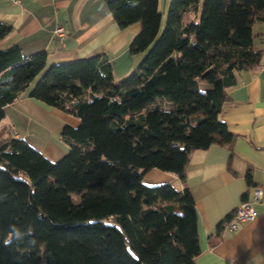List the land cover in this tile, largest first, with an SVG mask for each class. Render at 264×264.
I'll return each instance as SVG.
<instances>
[{
	"label": "trees",
	"instance_id": "16d2710c",
	"mask_svg": "<svg viewBox=\"0 0 264 264\" xmlns=\"http://www.w3.org/2000/svg\"><path fill=\"white\" fill-rule=\"evenodd\" d=\"M158 2L105 0L119 28L140 23L129 45L140 62L119 81L103 53L47 64L45 51L0 46V122L36 76L28 97L79 119L56 161L0 129V264H195L186 166L193 150L233 140L219 114L236 73L261 58L252 27L264 0H170L161 33ZM11 29L0 21V41ZM153 168L182 187L145 184ZM10 224L33 237L5 246Z\"/></svg>",
	"mask_w": 264,
	"mask_h": 264
},
{
	"label": "crops",
	"instance_id": "0c3cea01",
	"mask_svg": "<svg viewBox=\"0 0 264 264\" xmlns=\"http://www.w3.org/2000/svg\"><path fill=\"white\" fill-rule=\"evenodd\" d=\"M169 1L158 2L162 24ZM0 21L12 26L1 47L17 44L24 56L45 51L47 64L103 53L111 62L115 81L128 75L142 56L129 50L140 23L119 28L105 0H0ZM58 24L64 29L61 39L54 35ZM252 30L261 58L253 69L236 73V83L226 89L219 114L233 140L229 147L211 144L193 150L186 166L185 183L194 199L200 248L195 264H264V22H255ZM33 84L4 107L0 129L6 127L56 161L68 151L61 138L63 127L77 126L79 119L28 97ZM248 168L251 186L244 177ZM143 181L182 187L175 174L156 168L145 172ZM255 188L262 190V198L253 203L255 218L230 228L236 206L251 200Z\"/></svg>",
	"mask_w": 264,
	"mask_h": 264
},
{
	"label": "built area",
	"instance_id": "2783aa9c",
	"mask_svg": "<svg viewBox=\"0 0 264 264\" xmlns=\"http://www.w3.org/2000/svg\"><path fill=\"white\" fill-rule=\"evenodd\" d=\"M55 37L61 39L64 36V29L62 25L58 24L54 29ZM262 198V190L255 188L253 190V196L251 200H245L240 202L233 214V220L229 223L230 228L235 229L238 223L252 220L256 216V210L253 203L258 202Z\"/></svg>",
	"mask_w": 264,
	"mask_h": 264
},
{
	"label": "clouds",
	"instance_id": "9594fccd",
	"mask_svg": "<svg viewBox=\"0 0 264 264\" xmlns=\"http://www.w3.org/2000/svg\"><path fill=\"white\" fill-rule=\"evenodd\" d=\"M33 235L34 234L31 228L27 230H23L22 228L18 227L16 224H10L7 235L3 239V244L5 246H8L11 245L14 241L24 242L26 238L33 237ZM27 243L34 246L36 244V240L34 238L28 239Z\"/></svg>",
	"mask_w": 264,
	"mask_h": 264
},
{
	"label": "rangeland",
	"instance_id": "374dc122",
	"mask_svg": "<svg viewBox=\"0 0 264 264\" xmlns=\"http://www.w3.org/2000/svg\"><path fill=\"white\" fill-rule=\"evenodd\" d=\"M202 1V0H201ZM202 3V2H201ZM166 17H167V10H166V12H165V14H164V17H163V21H164V23L163 24H161V26H160V33H161V31L163 30V28H164V26H165V21H166ZM127 76V75H126ZM125 76V77H126ZM37 77L38 76H36L35 78H34V80L31 82V83H35V81L37 80ZM124 78V77H123ZM123 78H121V79H123ZM120 79V80H121ZM119 81V80H118ZM30 83V84H31ZM37 135H38V141H40L41 140V133H40V131H38L37 133H36ZM145 183V182H144ZM146 184V183H145ZM147 185H154V184H147ZM174 186V185H173Z\"/></svg>",
	"mask_w": 264,
	"mask_h": 264
}]
</instances>
